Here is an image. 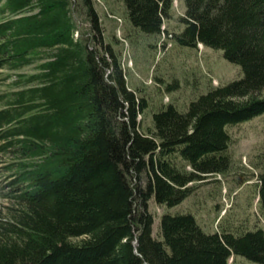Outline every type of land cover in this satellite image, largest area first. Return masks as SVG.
Listing matches in <instances>:
<instances>
[{"label": "trees", "instance_id": "1", "mask_svg": "<svg viewBox=\"0 0 264 264\" xmlns=\"http://www.w3.org/2000/svg\"><path fill=\"white\" fill-rule=\"evenodd\" d=\"M122 1L134 26L166 30L173 0ZM184 3L170 37L220 48L242 76L144 123L147 98L104 42L94 0H0V69L14 72L0 78V264H264L261 227L207 232L189 212L162 213L152 234L149 201L172 206L224 171L227 125L264 112V0ZM257 178L264 209V169Z\"/></svg>", "mask_w": 264, "mask_h": 264}, {"label": "rangeland", "instance_id": "2", "mask_svg": "<svg viewBox=\"0 0 264 264\" xmlns=\"http://www.w3.org/2000/svg\"><path fill=\"white\" fill-rule=\"evenodd\" d=\"M94 5L104 42H108L116 53L127 84L137 95L147 98V107L142 112L144 123H149L151 112L161 106L171 103L184 111L189 101L209 86L223 85L242 76L240 66L227 60L220 48L202 43L180 45L170 37L171 32L180 31L184 26L179 20L185 10L184 0L172 1L169 16L163 19L166 30L159 34L134 26L125 17L122 0H94ZM85 27L82 24L83 30ZM8 72L0 69V78L3 74H14ZM6 81L0 79V90L6 87ZM226 129L230 134L227 168L191 183L190 193L177 204L159 205L151 199L148 209L154 215L153 235L162 213L179 212L191 213L207 232L222 227H231L234 231L264 229V209L259 205L256 185L257 176L264 169V112L227 125ZM4 179L0 174V183ZM7 201L0 199V208ZM228 261L260 264L242 255H232Z\"/></svg>", "mask_w": 264, "mask_h": 264}]
</instances>
